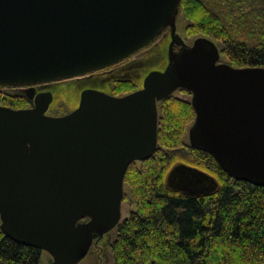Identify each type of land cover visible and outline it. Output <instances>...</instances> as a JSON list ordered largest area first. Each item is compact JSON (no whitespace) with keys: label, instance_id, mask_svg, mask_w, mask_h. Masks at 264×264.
<instances>
[{"label":"water","instance_id":"1","mask_svg":"<svg viewBox=\"0 0 264 264\" xmlns=\"http://www.w3.org/2000/svg\"><path fill=\"white\" fill-rule=\"evenodd\" d=\"M182 0H0V85L75 78L115 65L172 29L169 63L141 88L116 96L82 92L77 108L46 114L0 106V219L11 238L48 251L53 264H78L94 238L122 216L125 175L158 148L159 102L184 88L196 111L190 145L235 179L264 186V67L221 60L211 38L177 41ZM168 183L186 193L217 181L179 163Z\"/></svg>","mask_w":264,"mask_h":264},{"label":"trees","instance_id":"2","mask_svg":"<svg viewBox=\"0 0 264 264\" xmlns=\"http://www.w3.org/2000/svg\"><path fill=\"white\" fill-rule=\"evenodd\" d=\"M180 9L189 36L221 43L234 67H264V0H182ZM116 84L118 92L138 89L130 80ZM8 100L15 106L19 96ZM160 102L157 151L125 175L136 209L110 246L114 264H264V186L235 179L210 153L186 144L196 118L191 101L170 95ZM182 147L215 178L213 190L191 194L169 185L178 163L166 149ZM42 256L6 234L0 219V264H42Z\"/></svg>","mask_w":264,"mask_h":264},{"label":"rangeland","instance_id":"3","mask_svg":"<svg viewBox=\"0 0 264 264\" xmlns=\"http://www.w3.org/2000/svg\"><path fill=\"white\" fill-rule=\"evenodd\" d=\"M175 21V33L178 36L179 40L182 39L186 44L192 45L194 40L198 36H189L187 34V26L189 24V21L186 19L181 9H179V11L177 12ZM161 35L154 42L140 49L138 52L134 53V55L130 56L120 63L75 78L60 79L54 82H50L52 84L47 83L49 84L47 86L40 85V87L43 88L49 87L48 89H51L53 93V101L51 103L48 114L54 116H62L77 108L80 104L81 95L84 89H96L116 96L127 94L124 89L118 92L117 88L119 87V85L116 84L118 80H130L136 86L135 88H141L144 84L145 77L151 71L164 70L169 63L170 37L161 38ZM218 45L222 50L221 43H218ZM221 60L227 61L225 56H221ZM36 84L40 83H34L31 85ZM21 86H17V89H7L4 90V92L0 93V105H3L4 103H6V105H9V103L5 102L10 96L9 93L20 96V90H18V88H20ZM37 90V88L32 87L31 99L34 98L33 96L36 94ZM172 96L188 101H191L192 99V93L184 88L177 89L172 94ZM17 102H15V106L17 107H27L30 105V103L18 105ZM160 105L161 102H159V109ZM184 141L186 142V144H190L188 132L186 133ZM166 150L171 154L174 153L173 162H176L178 164L184 163L192 167H197L198 169L200 168L198 166H195L196 164L194 160H196V157L194 154L192 155L189 150H186L183 147L175 149L167 148ZM136 163L137 165H140L138 161ZM124 192L125 194L122 202V216L119 224L122 223L126 218H128L130 216V213L136 209L135 205L133 204L129 183L125 182ZM119 224L109 232H106L102 238L96 239L86 256H84L78 264H114V257L111 252L110 246L118 235ZM53 261L54 259L52 255L48 251L44 250L42 256V264H53Z\"/></svg>","mask_w":264,"mask_h":264},{"label":"flooded vegetation","instance_id":"4","mask_svg":"<svg viewBox=\"0 0 264 264\" xmlns=\"http://www.w3.org/2000/svg\"><path fill=\"white\" fill-rule=\"evenodd\" d=\"M168 32V33H167ZM173 35H172V30H171V28L170 27H167L166 29H165V31L163 32V34L161 35V38H163V37H166V38H168V37H170V39H169V47H170V44H171V42H172V40H173V37H172ZM160 38V39H161ZM177 41L174 43V46H173V49L174 50H176V51H179L180 49H181V47H182V44L181 43H179L180 42V40H179V38L177 37V39H176ZM49 84H52V83H50V82H48ZM49 84H47V83H40V84H36V85H26V86H21L20 88H18V90H20V96H19V100L18 101H21V102H18V105H20V104H26V103H30V105L29 106H27V107H25V106H22V107H17V106H10V105H6V103H4L3 105H0V106H2V107H9V108H13V109H24V108H31V107H34V106H36V99H37V96L39 95V94H42V93H45V92H51L52 93V90L51 89H48L49 87H40V85H49ZM19 87V86H18ZM32 87H34V88H37L38 90H37V92H36V94L33 96L34 98L33 99H31L32 97H31V92H32ZM13 88H15V89H17V87H12L11 89H13ZM40 88V89H39ZM85 90V89H84ZM83 90V91H84ZM53 94V93H52ZM9 99V97L7 98V101H5V102H7L8 103V100ZM31 101H32V105H31ZM50 106H51V104H50ZM50 106H49V108H48V110L46 111V114H48V112H49V109H50ZM48 115H50V114H48ZM54 116V115H53ZM103 237V235L102 236H100V235H97L95 238H94V240H93V242L96 240V239H100V238H102ZM92 245H93V243H92ZM92 245H91V247H92ZM90 247V248H91Z\"/></svg>","mask_w":264,"mask_h":264},{"label":"built area","instance_id":"5","mask_svg":"<svg viewBox=\"0 0 264 264\" xmlns=\"http://www.w3.org/2000/svg\"><path fill=\"white\" fill-rule=\"evenodd\" d=\"M7 89H8L7 87L0 86V93L4 92V90H7Z\"/></svg>","mask_w":264,"mask_h":264}]
</instances>
